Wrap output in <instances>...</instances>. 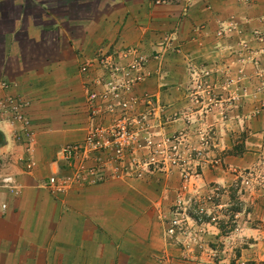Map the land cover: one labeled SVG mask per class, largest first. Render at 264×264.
I'll return each instance as SVG.
<instances>
[{"label": "crops", "instance_id": "1", "mask_svg": "<svg viewBox=\"0 0 264 264\" xmlns=\"http://www.w3.org/2000/svg\"><path fill=\"white\" fill-rule=\"evenodd\" d=\"M133 51L150 57L137 93L176 114L190 105L184 91L190 67L196 74L219 71L223 85L234 84L233 108L209 118L222 163L203 177L223 187L224 203L254 195L251 212L238 213L236 234L250 244L239 258L264 264V191H234L239 176L232 174L264 175V0H0V100L26 102L20 111L29 120L24 128L9 113L0 122V163L7 164L1 170L18 186L1 194L8 210L0 217V264H183L182 248L166 238L162 213L171 205L163 175L161 183L158 174L142 184L72 185L59 194L48 187L51 177L68 172L60 148L82 141L91 126L88 92L100 72L83 68L101 52Z\"/></svg>", "mask_w": 264, "mask_h": 264}, {"label": "rangeland", "instance_id": "2", "mask_svg": "<svg viewBox=\"0 0 264 264\" xmlns=\"http://www.w3.org/2000/svg\"><path fill=\"white\" fill-rule=\"evenodd\" d=\"M131 53L133 58L129 57ZM149 62L150 57L138 56L136 51L116 57L101 52L100 59L91 61L82 71L100 72L88 92L91 126L82 141L60 148L68 172L58 177L74 187H87L108 181L142 184L138 182L158 174L161 183L163 175L170 185V190L166 186L164 200H169L171 210L162 213V219L170 244L182 248L181 263L247 264L239 258L243 250H250V244L241 243L236 234L242 221L238 213L249 208L251 212L255 199L248 193L258 187L264 191V175L233 171L239 176L234 191L248 195L235 194L229 203L222 200L223 187H212L203 177L204 170L221 166L215 153L220 135L209 118L215 110L233 108L237 97L229 92L234 84L228 81L223 85L219 71L196 74L190 67L184 83L190 105L176 114L157 97L137 93L136 87L146 79ZM222 91L229 97L223 98ZM219 115L224 122L230 120L227 113ZM177 119L182 120L178 129L163 132ZM174 174L179 184L176 194ZM250 212L246 215L251 216ZM211 224L220 227V232L213 234ZM230 254L233 257L228 258Z\"/></svg>", "mask_w": 264, "mask_h": 264}, {"label": "built area", "instance_id": "3", "mask_svg": "<svg viewBox=\"0 0 264 264\" xmlns=\"http://www.w3.org/2000/svg\"><path fill=\"white\" fill-rule=\"evenodd\" d=\"M83 71H86V67L83 68ZM5 87H7L6 84ZM26 106L27 103L19 98H5L3 100H0V122L1 120L4 121L9 113H14L15 115L9 120L12 122H19L24 126V128H26L29 125V120L20 111ZM15 137L20 138L19 135ZM6 165L7 164H4L3 166L0 163V217H2L8 210V204L1 200V194L3 192L15 194L18 191V186L15 177L11 174L2 173V170ZM70 184L71 182L68 183V181L61 180L59 177L53 176L49 180L48 187L53 193L59 194L62 193V191H64L66 188L72 186Z\"/></svg>", "mask_w": 264, "mask_h": 264}]
</instances>
